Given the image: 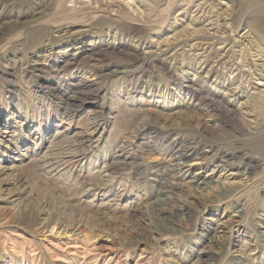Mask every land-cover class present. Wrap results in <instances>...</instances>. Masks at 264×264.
<instances>
[{"label":"rangeland","instance_id":"rangeland-1","mask_svg":"<svg viewBox=\"0 0 264 264\" xmlns=\"http://www.w3.org/2000/svg\"><path fill=\"white\" fill-rule=\"evenodd\" d=\"M54 1L0 0V166H14L0 175V264H264V187L250 184L245 163L218 168L217 142L213 158L183 165L159 207L163 180L149 169L174 154L161 149L179 136L163 130V119L139 130L147 110L180 111L194 126L219 108L189 109L180 86L196 78L216 80L213 92L226 94L229 109L264 127V0H178L160 18L151 14L166 0H70L66 7L85 13L72 21L57 17ZM92 11L108 18L93 20ZM218 111L207 134L241 145L246 131ZM92 115L103 127L90 139ZM60 122L67 130L53 140ZM74 135L83 141L79 163L46 175L41 157ZM119 153L137 164L104 182L103 166ZM197 177L212 186L197 189ZM223 183L247 187L241 199L218 203ZM159 209L174 231L157 223ZM106 246L117 249L112 257Z\"/></svg>","mask_w":264,"mask_h":264},{"label":"bare ground","instance_id":"bare-ground-1","mask_svg":"<svg viewBox=\"0 0 264 264\" xmlns=\"http://www.w3.org/2000/svg\"><path fill=\"white\" fill-rule=\"evenodd\" d=\"M69 1L70 0H55L54 1V8H55L54 10H55V14L58 15L57 17L62 16L64 18H66V19H70V18H74V17H80V16H83V15L85 16V13H79L77 11L75 12L74 9L72 10V9H69L68 7H66L67 3H69ZM177 1L178 0H166L165 1L166 2L165 6L162 7L163 9L160 8L161 9V10L159 9L160 11L159 10L158 11L157 10L156 11L153 10L154 12L151 14V18L152 17L157 18L159 16L161 17V14L162 13L164 14L168 10H170V8L173 6V4L176 3ZM56 15L53 14V16H56ZM89 15H90V17L93 20L94 19H98V18H101V19H103V18L107 19L108 18V16H106V13L103 14V13L98 12V11H92ZM111 19H113V18H111ZM59 20L60 19L58 18V21ZM72 20H74V19H70V21H72ZM55 28H57V27H55ZM237 30H238V28H237ZM233 31H235V30H233ZM263 33H264V31H263ZM134 48H136V47H134ZM96 55H98V54H96ZM89 61H90V59H89ZM96 62H98V61H96ZM212 80H214V79H212ZM209 81L196 78L195 80L191 81L190 85H187V86L186 85L185 86L181 85L180 86L181 90H183L186 93V95L189 96L188 97L189 99H187L188 102H186L189 105V109L191 111H193V112H199L200 111V106H199L200 102H203V103H205L207 105V104H210L212 102L217 101V103L219 105V108H221L220 109L221 112L223 113V111H225V112H227V114L229 116L232 115V117L234 118V121L236 122V125H237L238 129L240 131H242V132L246 131L245 132L246 133L245 137L243 138V140H241L243 146H242V144L241 145L239 144L240 142L237 144L239 146H235V145H231V144L229 145V144H226L227 142H223V140H224L223 138H219L218 137L216 139L214 137L215 136L214 134L213 135H212V133L210 135L207 134L210 130H213L215 128L214 124H215V122H217V119L215 117L216 115L212 114L213 112H216V111L219 110V108L216 107V106H211L210 107V108H212V111H211L212 113L211 112L209 113L208 111H205L202 114L198 115V117L200 118V120L203 123L199 122V123H196L194 126H192L193 123L191 122L193 118L192 117H186V118L185 117H180V111L163 114V113H159V112H156V111L147 110L146 111L147 112L146 115L143 113L144 114L143 115V120H142L143 121L142 122L143 125L139 128L140 131L145 130L146 126L150 122L163 119V121H164L163 130L164 129L167 130V131L174 130V131H176L175 136H179L175 141H172V143L170 142L168 145L164 146L161 149L162 153L165 152V153L168 154L169 153L168 151L171 148L174 147L175 148L174 154H171L170 157L166 161L165 160H163V161L161 160L160 166H158V165L157 166H153V167H151L149 169V170L152 171V174L159 172L160 173L159 178L161 180H163L161 182L162 184H160V190L156 193V196H155L156 198L153 201V204L158 205L159 207H162V206H165V205L169 204V199H167V197H162V196L164 194H166V193H170V195H171V193L174 192V189L176 188V185L173 182H171L170 180L173 181V180L177 179L178 177L180 178L181 176H184V174H186L187 171L182 173V169L184 168L183 165L184 164H188L189 162H192V161H197V160L203 161V160H207L209 158H213L214 156L210 155V153L212 152V149H215L213 147V145L217 144V142H219V146L220 147L224 148L223 151L222 150L220 151L221 156H220V158L217 161V167L218 168H230L231 165L229 164V162L231 160H233V159H236V160L239 159V160H241V161H243L245 163V166H246L247 169L244 170L245 171L244 175L247 176L248 180L250 181V184H255V185L259 186V187L260 186L264 187V127L263 128H259L260 125L258 124V118H256V117L255 118H250L251 120L246 122V118L244 116L248 115V114H246L245 112L244 113L240 112V110H238L239 107L238 108L236 107L237 109H229L231 103H230V100H227L225 98L226 94H223V96L221 98L217 97V94L215 92H213V87L214 88L217 87L216 84L213 83L216 80H214L212 83L209 82ZM81 84L83 85L82 82H81ZM205 86L206 87H210L211 89H208V88L206 89ZM78 87H79V85H78ZM162 97L166 98L168 96H162ZM73 100H74V98H73ZM80 103H81V101H80ZM78 109H79V106H78ZM204 109L206 110V108H204ZM141 112H145V111H141ZM258 115H260V114H258ZM97 117L98 116L92 115V119H91V123H90L91 126H90V129H89V133L86 136V137H89L90 139H93L97 135L101 134V133H99V131L102 129L103 125H101V122L97 119ZM176 118H178V121L175 120ZM259 119H260V117H259ZM218 121H220V120H218ZM251 121H253L254 123L251 122ZM260 121H261L260 122V124H261L264 120L263 121L260 120ZM251 123H253V125H252L253 127H251V125H250ZM63 125H65V126H63ZM67 125H68L67 122H60V124H58L56 126L57 130L55 132L53 140H56V139L60 138L64 134V132L67 130V128H66ZM189 135L193 136V137H191L190 140L188 139ZM97 137H99V136H97ZM79 139H82V138L78 137V136H75V137H72V138H67V139L64 140L63 143H61L59 146H57V148L55 147L52 150V147H49V152L44 154L41 157V159L38 158V160L40 159L39 160V163H40L39 166H40L41 170L44 171L46 175H48V174L51 175L53 173L52 175L57 176L58 174H61L64 169L73 168L75 164L79 163V159H80L79 157H81V154H80L81 153V151H80L81 148L80 147L83 145V141L81 143H77ZM130 140H132V139H130ZM85 142H87V141H85ZM143 145H145V144H143ZM140 146H141V144H140ZM200 146H203V147L207 148L209 151H201L200 150ZM140 148H143V147H140ZM121 150H122V147H121V149L119 151L121 152ZM206 152H208V153H206ZM121 153H119V154H121ZM149 153H150V151H149ZM249 153H255L257 155V159L254 160V158L249 157L248 156ZM124 155L125 154H121L120 155V157H124L122 160H118L117 159L118 157H117L111 163L107 164L106 166H103V168H104L103 172L105 174L102 177L105 178L104 182L112 180L113 177L119 172V170H122L123 168L124 169L132 168L133 166H135L137 164L134 161L126 162L127 159L125 158ZM141 160H142V158H141ZM260 163H261V165H263V168L261 167L262 170L259 169V171L261 170L259 173L254 172V170L256 168H258ZM178 168H180V169L178 170ZM13 170H14V166H11V167H2V166H0V172L2 173L0 175H4V174H6L8 172H11ZM63 173H65V172H63ZM59 176L60 175H58V177ZM196 176L197 175H195V177ZM54 178H56V177H54ZM154 180H155L154 182H156V179H154ZM158 183H159V181H158ZM195 183H196L197 189H199L201 191H204V190H206V188H209L210 186H212L213 180H212V178H209V177H197L196 180H195ZM221 185L222 186L220 187V193L217 194L218 203H223L225 201L229 202V201L238 200L241 197V192L247 187V186H245L246 184L244 186H240V187H236V188H229V187L228 188H223L224 183L221 184ZM87 186H89V187L91 186L92 187V184H90V185L88 184ZM5 187H6V183H3V181H0V191H3ZM155 205H153V206H155ZM162 212H163V210L159 209L158 214L156 215L157 223L159 225H161V226L166 228L165 219H164V217H162ZM166 229L174 231V229L169 227V226ZM217 233H218V229H214L212 231V234L209 235L210 242H213V243L216 242ZM104 250H105L104 253H105L106 256L112 257L115 254L114 253L115 250H117V249L114 250L112 246H106L104 248ZM87 254L88 253H84L83 260L86 259V256H88ZM198 257H199V255H198ZM87 263H89V262H87Z\"/></svg>","mask_w":264,"mask_h":264}]
</instances>
